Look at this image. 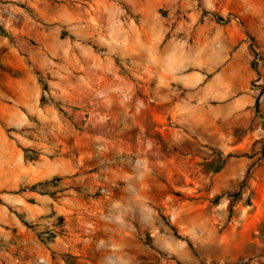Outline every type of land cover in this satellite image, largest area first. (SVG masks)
<instances>
[{
	"label": "rangeland",
	"instance_id": "1",
	"mask_svg": "<svg viewBox=\"0 0 264 264\" xmlns=\"http://www.w3.org/2000/svg\"><path fill=\"white\" fill-rule=\"evenodd\" d=\"M92 7L0 0V104L38 23L56 31L49 59L26 64L39 113L0 122V264H264V124L210 136L151 120L97 32L79 33Z\"/></svg>",
	"mask_w": 264,
	"mask_h": 264
},
{
	"label": "crops",
	"instance_id": "2",
	"mask_svg": "<svg viewBox=\"0 0 264 264\" xmlns=\"http://www.w3.org/2000/svg\"><path fill=\"white\" fill-rule=\"evenodd\" d=\"M199 1L201 8L197 0H92L94 13L88 12L79 33L87 38L97 32L104 66L115 78L127 69L131 88L146 94L151 120L170 119L210 136L257 127L256 113L264 114V0ZM53 10L39 7L40 20L77 19ZM35 30L38 49L28 48L19 65L12 64L19 82L9 103L0 104V122L7 125L40 111L41 88L26 64L49 59L56 31L41 22ZM0 144L9 146L1 127Z\"/></svg>",
	"mask_w": 264,
	"mask_h": 264
},
{
	"label": "built area",
	"instance_id": "3",
	"mask_svg": "<svg viewBox=\"0 0 264 264\" xmlns=\"http://www.w3.org/2000/svg\"><path fill=\"white\" fill-rule=\"evenodd\" d=\"M252 90L256 92L257 94V100L256 104L257 106L260 104L261 101V91H260V86L257 81H254L252 84ZM256 119L260 124H264V114L261 113H256Z\"/></svg>",
	"mask_w": 264,
	"mask_h": 264
},
{
	"label": "trees",
	"instance_id": "4",
	"mask_svg": "<svg viewBox=\"0 0 264 264\" xmlns=\"http://www.w3.org/2000/svg\"><path fill=\"white\" fill-rule=\"evenodd\" d=\"M257 105V104H256ZM215 171H218V169H216Z\"/></svg>",
	"mask_w": 264,
	"mask_h": 264
}]
</instances>
